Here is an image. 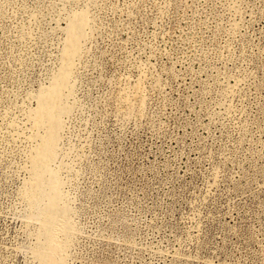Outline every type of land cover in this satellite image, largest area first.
<instances>
[{
    "label": "rangeland",
    "instance_id": "374dc122",
    "mask_svg": "<svg viewBox=\"0 0 264 264\" xmlns=\"http://www.w3.org/2000/svg\"><path fill=\"white\" fill-rule=\"evenodd\" d=\"M74 33L56 264H264V0H0V264H43L35 116Z\"/></svg>",
    "mask_w": 264,
    "mask_h": 264
},
{
    "label": "bare ground",
    "instance_id": "6f19581e",
    "mask_svg": "<svg viewBox=\"0 0 264 264\" xmlns=\"http://www.w3.org/2000/svg\"><path fill=\"white\" fill-rule=\"evenodd\" d=\"M77 33L72 35L69 50L64 58V71L57 78L54 102L48 101L46 98L41 100L39 114L35 116L36 128H44L45 135L42 138L43 144L40 147L37 159L33 165L31 187L28 197L32 204L45 200L46 188H50L56 195L52 196L48 211L44 214V237L37 248V256L43 264H56L57 260L62 257L65 244L62 238L67 236L66 216L58 217L56 215V207L61 197L59 196V183H50L49 180L42 178V175L48 171L50 165L54 162L56 156V148L58 142V134L61 128V107L59 102L63 95V90L67 87V79L72 70L73 56L77 44ZM47 199V198H46Z\"/></svg>",
    "mask_w": 264,
    "mask_h": 264
}]
</instances>
